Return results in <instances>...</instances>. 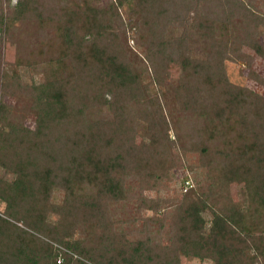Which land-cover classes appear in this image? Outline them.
<instances>
[{
    "label": "trees",
    "instance_id": "1",
    "mask_svg": "<svg viewBox=\"0 0 264 264\" xmlns=\"http://www.w3.org/2000/svg\"><path fill=\"white\" fill-rule=\"evenodd\" d=\"M260 27L264 0H0L45 74L0 51V264H264V93L224 65L264 85ZM177 166L206 187L163 194Z\"/></svg>",
    "mask_w": 264,
    "mask_h": 264
},
{
    "label": "rangeland",
    "instance_id": "2",
    "mask_svg": "<svg viewBox=\"0 0 264 264\" xmlns=\"http://www.w3.org/2000/svg\"><path fill=\"white\" fill-rule=\"evenodd\" d=\"M15 2L16 0H11V4H14ZM258 32L260 34L259 38L261 39V42L264 43V28L260 27ZM2 35L3 33L0 30V51L3 57V63L1 64V66L4 67V69L7 70L9 73H11L14 81L18 84L30 83L32 81L34 82L42 81L45 74L40 67L33 66L28 68L23 66H17L16 64H14L16 44L6 38L3 39ZM129 43L133 44L132 40H130ZM138 50L140 51V49ZM243 50L246 52H250L253 55L252 56L253 58L251 60V69L257 71L261 76L264 77V60L258 55H256L255 52H253V50L247 47H244ZM224 65H225L227 77L230 81L242 86H248L250 88L255 89L256 91L264 93V85H260L259 83L251 79V77L248 74L250 67L246 66L245 62H242L240 60H225ZM169 69L171 70V77L173 78V76H176L178 71V66L170 64ZM140 72L143 76V79L148 80L149 73L146 67H143L140 70ZM151 89H153V87ZM6 99L9 103L16 104V101L13 98L7 97ZM23 116H24V122L28 126H32L34 124V114L32 111L27 110L23 112ZM197 161H198L197 155H193L189 157V162L191 164L195 165ZM175 170H176L175 178L174 181L171 183L172 190L170 189L168 190L169 192H165V193L163 192V194L169 195L172 192H176L177 190L184 191L186 187L189 188V186L193 184L195 185L199 184L200 189L206 187L207 180L204 179L201 169L197 168L190 170L186 166H177ZM241 185L242 183L239 182L232 184L230 187L231 195L233 198L235 197L236 200L241 198V192H240ZM50 219H53L52 215L50 216ZM197 261L198 260L196 259L186 258L184 260V263L195 264L197 263ZM208 262H209L208 264H212L210 261Z\"/></svg>",
    "mask_w": 264,
    "mask_h": 264
}]
</instances>
